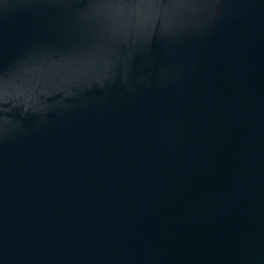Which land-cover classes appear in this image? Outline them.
I'll return each instance as SVG.
<instances>
[{
    "label": "water",
    "instance_id": "95a60500",
    "mask_svg": "<svg viewBox=\"0 0 264 264\" xmlns=\"http://www.w3.org/2000/svg\"><path fill=\"white\" fill-rule=\"evenodd\" d=\"M0 264H264V0H0Z\"/></svg>",
    "mask_w": 264,
    "mask_h": 264
}]
</instances>
